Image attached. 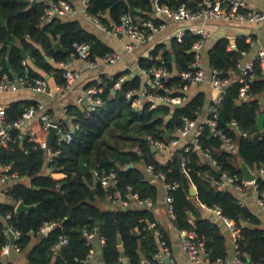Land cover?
<instances>
[{
  "label": "trees",
  "instance_id": "trees-1",
  "mask_svg": "<svg viewBox=\"0 0 264 264\" xmlns=\"http://www.w3.org/2000/svg\"><path fill=\"white\" fill-rule=\"evenodd\" d=\"M152 1L89 0L87 11L97 15L105 24L117 22L125 12L133 18L138 15L150 19ZM156 1L170 9L181 3L194 8L193 0ZM45 9L46 5L41 0H0V65L10 76H42L36 71L39 70L52 72L55 81L62 82V70L53 67L44 55L54 61L64 60L71 51L72 42L87 43L90 59L112 52L78 20L54 17L41 23L39 16ZM151 19L158 23L157 19ZM197 38L198 35L185 31L180 41L175 37L170 39L169 48L156 44L149 57L137 58L136 65L139 68L164 65L169 72L175 69L176 73L167 78L165 85H177L180 83L179 72L187 69L192 60L190 46ZM54 40L67 51H55L52 47ZM228 43L225 37L216 39L206 51V60L209 66L221 71V76L231 79L223 88L216 106L213 128L234 140V151L222 148L219 134H212L211 127L201 123L196 135L198 147L189 142L180 147H168L167 157L161 161L155 156L158 148L151 150L146 136L167 145L176 137V129L181 126L183 117L196 119L205 104L203 93L197 92L186 97L181 104L172 106L144 101L140 108L135 109L132 106L134 96L126 97L125 91L139 88L141 79L138 75L126 77L118 87H113V82L128 72L93 81L92 84L101 88V105L94 109H88L83 104L67 105L65 114L77 124V128L72 130L68 142L56 135L49 142L52 154L46 161V167L49 172H62V178L55 179L49 173L41 172L46 159L37 142L44 140L48 130L42 128L39 119L40 136L36 137L37 140L29 134L23 135L18 128H7L9 139L0 143V165L7 166L9 172L18 176V180L10 181L4 190L10 201L0 202V246L5 242L1 230L3 223L7 222L20 232L15 244L19 250H25L27 264H98L97 260L102 264H121V253L127 264H136L141 257L150 258L158 250L161 240L169 246L168 235L157 222L152 206L101 208L94 203L96 199H106L107 193L113 189L123 192L129 186L139 197H149L155 205L161 191L160 181L156 176L147 174L144 167L149 164L153 172L163 174V183H176L166 190L171 196L174 218L165 213L172 225L177 230L193 229L210 259L226 255L224 235L219 223L199 216L198 204L206 208L217 207L221 216L233 222L238 229L236 249L242 259L264 261V229L259 227V219L237 200L232 192L237 190L216 186L212 181V178L219 179L222 173L240 177L239 160L252 172L264 166V120L261 130L256 127V116L262 107L259 95L264 93V76L256 66L253 78L247 79V97L237 100L240 83L233 78L232 71L241 59V51L248 50L249 42L245 36H239L235 38L233 48L228 49ZM19 48L34 69L23 63ZM30 105H36V102H9L3 108L5 121L11 123ZM206 116L211 117L209 114ZM232 119L236 123L234 128L228 124ZM64 124L66 131L69 124L65 121ZM240 131L246 132V135H241ZM204 153L215 164L207 160ZM127 164L131 166L125 167ZM93 170L113 173L114 184L102 187L94 178ZM22 178L27 179V183L21 181ZM254 184L258 192L264 193V170ZM191 186L194 187L193 194L189 193ZM163 193L164 190L161 196ZM259 197L264 201V194ZM18 201L33 207L16 213L14 207ZM189 215L194 217L191 223L187 220ZM43 222L55 224L47 231L36 232ZM92 228L103 236L104 242L93 258L88 259L86 254L92 243L86 244L82 229L88 231ZM59 236L65 238V243L56 250L51 249ZM32 238L35 241L26 249ZM0 264L13 263L0 261Z\"/></svg>",
  "mask_w": 264,
  "mask_h": 264
},
{
  "label": "built area",
  "instance_id": "built-area-1",
  "mask_svg": "<svg viewBox=\"0 0 264 264\" xmlns=\"http://www.w3.org/2000/svg\"><path fill=\"white\" fill-rule=\"evenodd\" d=\"M73 1V2H72ZM89 0H41V2L46 5L45 11L39 16L41 23L49 22L54 17L62 18L68 13H78L83 19L92 23L97 29L107 32L112 35L120 33L121 35H126L131 39L136 40L140 44H144L153 36L155 32L161 29L164 24L158 22L155 24L152 19L139 18L136 20L133 16L125 12L119 16L117 22H110L109 24L103 23L97 15L91 14L87 11ZM194 8L181 3L175 8H167L164 5H160L156 0L152 1V10L156 13L162 14L173 21H196L200 19H218L222 21L235 20L240 22H248L254 25L264 24V11L259 10L251 5H249L244 0H193ZM75 4L76 7L73 6ZM184 31L177 29L174 31L173 37L177 41L181 40ZM193 34L198 35L190 46V50L193 53L192 60L188 65V68L180 71L178 76L180 83L177 85H165V81L171 75V72L167 70L164 65L152 64L147 68H139V72L145 76V83L141 84L138 89H127L125 91V96L130 98L132 96V106L135 109L140 108L142 102L150 101L151 103H160L168 106L181 104L186 96L184 91L188 86L195 85L202 81H207L212 89L214 90V95L207 104L206 115L209 114L211 117L205 116L195 125V120H191L187 117L182 118V124L176 129V137L171 139L167 145H163L160 141H152L149 136L150 145L154 148L166 149L168 147H174L179 145L182 146L185 143H193L195 147L196 135L201 129V123L208 124L212 129V134H219L221 139L222 148L234 151L235 142L229 136L221 133L219 130L214 129L215 119L217 115L216 106L221 98L223 88L230 82L229 77L221 76V71L215 67H211L208 64L205 65L202 62V44L203 40L207 35V32L203 28H196L192 31ZM128 47H131L129 45ZM234 46L228 47L232 48ZM89 46L87 43H71V51L68 57L64 60L56 61L55 63L62 67V82H56L53 85V90L57 93L65 90V87L78 76L77 70L72 69L71 61L73 58H78L86 61L88 67L95 68L99 64L114 63L119 59V54L116 52L105 53L99 58L90 59ZM242 58L235 63L233 78L237 80L240 85L237 92V100L247 97L248 83L247 79L253 78L254 69L257 66L259 72L264 76V49L258 48L254 52L246 53V51H241ZM235 69L239 72L235 74ZM127 75L122 74L113 82V87H118L119 84L126 79ZM29 89L33 92L40 93L47 91V82L42 77H28L25 75L13 74L10 76L6 71H4L0 65V90L2 91H13L17 89ZM101 88L95 84H88L84 86L80 93L76 96L75 102L85 105L88 109H94L101 105L100 93ZM261 110L259 113H264V101L261 104ZM41 105H30L21 114L20 117L13 120L11 123H7L4 119V107L0 106V143L9 139V134L7 128L9 126L19 128L24 120L31 118L34 113L39 110ZM263 109V110H262ZM38 119L41 121V126L47 129L48 126L55 127L56 136L64 142H68L72 130L77 128L76 123H71L68 130L65 131V124L60 120H56L50 116L47 112L41 111L37 115ZM229 126L233 128L236 127L235 121L232 119L228 123ZM48 130V129H47ZM241 135H246V132L240 131ZM189 135V136H188ZM188 136V137H187ZM33 140L34 137L31 136ZM180 143V144H179ZM38 147L44 149L50 155L52 150L50 144H47L45 140L37 142ZM187 147L185 146V149ZM204 157L215 164L214 160L209 157L207 153L203 154ZM144 169L148 175L156 176L163 186L164 193L162 196V202L164 205L165 212L170 218H174L172 206H171V196L167 194L166 190L173 188L176 183H163V174L161 172H153L152 166L147 164ZM264 170V166H259L254 172L253 180H243L242 177L232 174L228 175L222 173L219 179H213L212 181L216 186L220 187H230L237 191H243L245 187L250 185L252 192L256 198L257 203L264 209V201L259 197L263 196V192H258L256 189L255 179L257 176H261ZM94 178L99 184L104 187H111L114 182V174L109 173H99L96 170L92 171ZM18 180V176L14 172H9L3 166L0 165V187L5 185L6 181ZM106 200L110 203L112 207L125 208L133 205H139L146 208H150L153 202L149 197H139L136 192L130 190L127 186L126 189L121 192L118 189H113L110 193H107ZM222 221V223L230 229L235 237L238 236V229L233 225V223L220 215L217 207L208 208ZM8 216V215H6ZM188 222L191 220L188 218ZM54 222H43L36 232H44L51 228ZM11 231L14 242H8L7 231ZM2 234L4 236L5 242L0 246V254L8 255L12 251H19V246L15 244L16 238L20 235L19 230L12 228L7 222L3 223ZM179 243L181 251L186 260V264H264L261 260H249L242 259L240 252L236 249V244L233 245L231 254L224 255L220 258L210 259L203 242L201 239L197 238L195 231L193 229H179ZM82 235L85 237L86 244L92 243V247L86 254L88 259H92L95 251L103 244L104 238L99 235L95 228L91 230L82 229ZM65 243V238L59 236L57 241L53 243L51 249H58L61 244ZM167 258V261L165 259ZM122 264V263H121ZM136 264H177L171 257L169 253L168 246L164 242L160 241V246L157 251H155L150 258L141 257Z\"/></svg>",
  "mask_w": 264,
  "mask_h": 264
},
{
  "label": "crops",
  "instance_id": "crops-1",
  "mask_svg": "<svg viewBox=\"0 0 264 264\" xmlns=\"http://www.w3.org/2000/svg\"><path fill=\"white\" fill-rule=\"evenodd\" d=\"M244 1L257 9L264 11V0H244ZM73 6L76 7L75 4H73ZM136 11H138V9H136ZM149 16L151 18L157 19L158 22H162L164 26L161 29H159L157 32H155L153 36L149 38L147 42H145L144 44H140L136 40L131 39L130 37L126 35H118V34L112 35L107 32L101 31L97 29L92 23L83 19L78 13H68L64 15L62 19L78 20L82 27H84L88 31L95 33L107 46L111 48L112 52H116L119 54V59L115 61L114 63L99 64L95 68H90L88 67L86 61L78 59V58H73L71 61V67L72 69L77 70L78 76L75 77L65 87V90H63L60 93H57L53 90V85L56 83V81H55V78L52 72H42V71L36 70L42 75L39 77L44 78L45 81L47 82V88H46L47 91L36 93V92H33L25 88L13 90V91L0 90V106L5 107L9 102H12L15 100H32V101H35L36 104L41 105L40 109L37 110L31 118L24 120V122L18 128L23 135L29 134L37 140V138L40 136L39 130H38L39 125L37 122V119H38L37 115L41 111H45L50 116L55 118L56 120H60L62 122L65 121L66 123L70 125L72 122L69 120V118L65 114L66 106L67 105H79V106L82 105L80 103L75 102V98L80 93V90L84 86L88 84H92L93 81H100L101 78L110 77L111 75L115 73L128 72L126 74L127 77L131 75H138L141 79V84L145 83V76L142 75L139 72V69H137L136 67L137 58L138 57H149L150 50L156 44H163L165 48H169V41L173 37L174 31H176L177 29H181L184 32L188 31L192 33L193 30L200 27V28H203L207 32V35L204 38L203 44H202V53L204 55V58L201 59L205 65H207L206 51L210 48V46L214 43V41L220 37H225L228 39V42H229L227 45V48H228V47L234 46L235 38L239 36H245L247 38V41L249 42V48L246 51L247 54L250 52H254L258 48L264 49V24L254 25L248 22H240V21H235V20L222 21L218 19H200L196 21H173L172 19L162 14L156 13L154 11H151L149 13ZM135 18H141V17H139L138 15H135ZM54 41H57V40H54ZM129 45H131V47H128ZM159 53H160V49L158 51V56H159ZM47 61L50 62V64L53 67L62 69V67L58 66L55 63L56 61H54L52 58H47ZM57 61H60V60H57ZM23 63H26L28 66L34 69L31 61L26 57V55L23 58ZM175 73H176V70L172 69L171 75ZM233 73L234 71H232V74ZM197 92L203 93L204 98H205V104L201 107V110L197 113L198 116L195 119L194 126H197L198 122L206 116L207 104L214 95V90L212 89V87L207 81H202L195 85L188 86L187 89L184 91V94L186 97H190ZM260 96H261V99H260ZM259 100H262V102L264 101V93H261L259 95ZM33 133L35 134V136ZM47 135L44 138L45 141L47 139ZM164 151L166 152V149L157 150V152L159 153V154L157 153V155H159L158 159L161 161H163L167 157L168 151L166 153H163ZM44 153H45L44 158L46 160H45V165L42 166L41 172L49 173L51 177L55 179L62 178L64 176L62 172H54V171L49 172V170L46 167V161L49 158L50 154L47 153L45 150H44ZM160 153H163V155ZM4 168L7 169L8 167L4 166ZM21 181H23L24 183H27V179L25 178H22ZM9 182L10 181H6L5 185H2L0 187V202L10 201L9 198L4 193V190L8 186ZM191 187L194 193V187L193 186ZM159 188L161 190L159 197L156 200L157 202L155 203V205H152L151 210L153 211V214L157 222L163 227V229L166 231L168 235V240H169L168 249H169L170 257L177 264H186V260L181 251V247L179 243V240H180L179 233H178L179 229L178 230L175 229V227L172 225L171 220L165 213L164 205L162 202V196H161V193L163 192L164 189H162L163 186L161 183H160ZM232 192L241 204H244L253 214L257 216V218L260 221L259 227L264 229V209L257 203L250 185L245 187L243 191H237V192L232 191ZM103 201L106 202L107 204L106 206H100L99 204L96 203V200L94 201V203L97 204L101 208H112V206L106 199H103ZM136 206H139V205H136ZM139 207H143V206H139ZM198 214L200 217H205V218L207 217L211 220L214 218V220H216L217 223L221 225V230L224 235L226 254L227 255L231 254L233 245L235 244L234 233L222 223V221L212 212V210H209L203 205L198 204ZM188 218L191 220V222L194 219L192 215H189ZM34 241L35 239L32 238L29 244L26 246V249ZM24 253H25V250L24 251L23 250H19V251L11 250L8 253V255L0 254V261L10 262L13 264H27ZM121 260H122V264H127L124 257H122ZM97 262L98 264H101L99 260H97Z\"/></svg>",
  "mask_w": 264,
  "mask_h": 264
},
{
  "label": "water",
  "instance_id": "water-1",
  "mask_svg": "<svg viewBox=\"0 0 264 264\" xmlns=\"http://www.w3.org/2000/svg\"><path fill=\"white\" fill-rule=\"evenodd\" d=\"M118 35H121V34L118 33ZM52 47L56 51H60V52H66L67 51V48L61 46L58 41H54L52 43ZM19 50H20L21 56L24 58L25 57L24 51L21 48H19ZM44 58L47 59V56L44 55ZM238 72H239V70L238 69H235V74H237ZM263 120H264V113H258L257 116H256V127H257L258 130H261V124H262V121ZM47 129H48V135H47L46 142H47V144H49L51 138L56 133H55V127L54 126H48ZM150 148H151V150H153L154 149V146L153 145H150ZM129 166H131V164H127L125 167H129ZM238 166H239V169H240V172H241V177H242L243 180H253L254 179V177H255L254 173H252L250 171V169L247 167V165L242 160H239V165ZM189 193L190 194L193 193L192 187H190ZM32 207H33L32 204H24L23 202L18 201L16 203L15 207H14V211L16 213H18V212H21V211H24V210H28V209H30ZM212 221L215 222V223H217V221L214 220V218L212 219ZM7 235H8V241H9V243H13L14 242V238H13V235H12L11 231L8 230L7 231ZM117 241L119 243V239ZM120 255L123 257V253H121ZM165 261H167V258L165 259Z\"/></svg>",
  "mask_w": 264,
  "mask_h": 264
},
{
  "label": "rangeland",
  "instance_id": "rangeland-1",
  "mask_svg": "<svg viewBox=\"0 0 264 264\" xmlns=\"http://www.w3.org/2000/svg\"><path fill=\"white\" fill-rule=\"evenodd\" d=\"M201 58H204V55L203 53L201 54ZM164 153V152H163ZM163 153H160L163 155ZM159 154V153H158ZM157 158L159 157V155H155ZM96 203L99 204L100 206H106V202H104L103 200H99V199H96Z\"/></svg>",
  "mask_w": 264,
  "mask_h": 264
}]
</instances>
